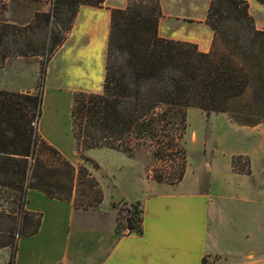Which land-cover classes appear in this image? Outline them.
I'll return each instance as SVG.
<instances>
[{
    "label": "trees",
    "instance_id": "1",
    "mask_svg": "<svg viewBox=\"0 0 264 264\" xmlns=\"http://www.w3.org/2000/svg\"><path fill=\"white\" fill-rule=\"evenodd\" d=\"M104 2L55 0L28 24L0 22V68L17 57L49 61L66 40L80 6L102 7ZM161 17L159 0H129L126 8L111 10L104 89L74 93L72 132L84 162L99 167L86 155L92 148L135 159L149 149L168 168L156 169L153 178L176 184L186 171L181 139L188 109L224 113L247 127L264 123V30L257 29L247 0H212L206 21L214 40L211 51L201 52L196 44L160 37ZM43 87L28 93L0 89V249H11L8 264H15L19 240L41 226L42 213L25 208L29 190L73 201L84 210L98 209L104 199L88 166H74L39 134ZM232 167L250 174V157L233 156ZM131 206L129 225L117 217L119 232H142L141 203ZM204 264H209L207 258Z\"/></svg>",
    "mask_w": 264,
    "mask_h": 264
},
{
    "label": "crops",
    "instance_id": "2",
    "mask_svg": "<svg viewBox=\"0 0 264 264\" xmlns=\"http://www.w3.org/2000/svg\"><path fill=\"white\" fill-rule=\"evenodd\" d=\"M211 1L159 0V36L196 44L201 52L211 51L214 31L206 21ZM247 1L257 29L264 30V5ZM128 2L81 5L66 40L45 67L38 132L76 167L83 161L72 132L74 93L103 92L111 10L126 8ZM46 6H38L35 0H0V22L28 24ZM10 66L0 68V89L34 92L38 79L34 86L15 87L13 80L20 72ZM5 76L14 84L2 82ZM96 149L109 148L86 151L100 166L94 173L87 165L104 192L99 208L77 209L73 201L29 190L25 208L42 213V221L38 233L19 240L15 264H204V258L209 264H264V179L256 184L252 161L250 174L232 167L233 156L249 155L235 153L228 160L224 189L230 195L224 207V195L218 193L212 177L208 174L202 185L204 168L192 167L189 161L183 179L171 184L156 181L142 161L128 156L129 170L102 165L94 156ZM116 156L111 153L109 158ZM111 184H115L113 190ZM120 202L141 203L142 232L116 229L113 204ZM10 253V248L0 249L7 258Z\"/></svg>",
    "mask_w": 264,
    "mask_h": 264
},
{
    "label": "rangeland",
    "instance_id": "3",
    "mask_svg": "<svg viewBox=\"0 0 264 264\" xmlns=\"http://www.w3.org/2000/svg\"><path fill=\"white\" fill-rule=\"evenodd\" d=\"M35 1L40 7L44 6V4H48L49 8H51L55 0ZM20 58L21 59L13 58L9 60L11 64L10 68L20 72L14 77L15 80H13V82L17 85L15 87L25 89L34 86L37 78L38 82L35 86V90H38L40 84L44 83L43 69L48 63L47 59L44 56ZM9 65H7V63L5 64V66ZM2 82L7 85L14 84L12 81H8L6 76L2 78ZM46 88L48 89L47 83ZM47 104L49 103L46 102V105ZM187 124V130L181 139V145L185 150L186 165L189 161L192 167L204 168L201 177L202 185L204 184V180L206 183L208 174L212 177L218 188V193L224 195L221 199L222 206L226 207L229 202L230 194L224 189L226 180L224 175L227 170L228 160L232 154L244 153L249 155L252 161V170L255 175L256 184L264 179V123L256 127L242 126L230 120L224 113H205L197 108H192V111H190L188 115ZM94 151V156L101 161L102 165L109 163L111 165L123 166V171L130 169L129 165L125 164L126 160L130 159L124 153L109 149H96ZM111 153L116 154L117 158H109ZM138 157V160L142 161L141 164L152 176H154L156 169L168 170L166 164L156 159L149 149L140 151ZM244 158L239 160V167L244 165ZM82 161L84 162V160ZM84 163L88 165L94 173H98L100 166L96 167L91 162ZM133 169L134 167H132V170ZM229 181L232 183L231 179ZM114 185H110L111 190L115 188ZM106 189L109 192V188ZM115 212L123 226L129 225L134 217L131 204L120 202L116 205ZM8 261L9 258H7L6 254H0V264H8Z\"/></svg>",
    "mask_w": 264,
    "mask_h": 264
},
{
    "label": "water",
    "instance_id": "4",
    "mask_svg": "<svg viewBox=\"0 0 264 264\" xmlns=\"http://www.w3.org/2000/svg\"><path fill=\"white\" fill-rule=\"evenodd\" d=\"M30 92V91H27V93Z\"/></svg>",
    "mask_w": 264,
    "mask_h": 264
}]
</instances>
